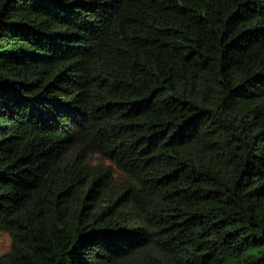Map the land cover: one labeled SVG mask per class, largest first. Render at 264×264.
<instances>
[{"label":"trees","instance_id":"16d2710c","mask_svg":"<svg viewBox=\"0 0 264 264\" xmlns=\"http://www.w3.org/2000/svg\"><path fill=\"white\" fill-rule=\"evenodd\" d=\"M0 264H264V0H0Z\"/></svg>","mask_w":264,"mask_h":264},{"label":"rangeland","instance_id":"374dc122","mask_svg":"<svg viewBox=\"0 0 264 264\" xmlns=\"http://www.w3.org/2000/svg\"><path fill=\"white\" fill-rule=\"evenodd\" d=\"M10 248V237L7 233H2L0 237V254L6 252Z\"/></svg>","mask_w":264,"mask_h":264}]
</instances>
